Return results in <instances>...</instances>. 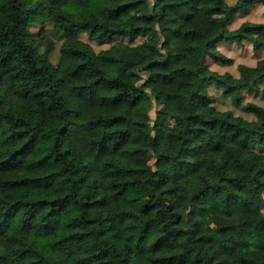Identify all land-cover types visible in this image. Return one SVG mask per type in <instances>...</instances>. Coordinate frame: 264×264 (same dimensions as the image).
I'll use <instances>...</instances> for the list:
<instances>
[{
  "label": "trees",
  "instance_id": "obj_1",
  "mask_svg": "<svg viewBox=\"0 0 264 264\" xmlns=\"http://www.w3.org/2000/svg\"><path fill=\"white\" fill-rule=\"evenodd\" d=\"M196 1L0 0V264H264V104H243L264 21L237 23L264 0L202 8L213 30L159 98L158 25ZM246 44L253 65L216 69Z\"/></svg>",
  "mask_w": 264,
  "mask_h": 264
},
{
  "label": "rangeland",
  "instance_id": "obj_2",
  "mask_svg": "<svg viewBox=\"0 0 264 264\" xmlns=\"http://www.w3.org/2000/svg\"><path fill=\"white\" fill-rule=\"evenodd\" d=\"M211 4V0H197L193 5L187 7L184 13H169L158 25L162 31V48L165 52H169L171 54V58L167 66L158 70L157 79L151 87L155 96L163 99L169 98L172 97V93L177 88H183L186 86L188 80L181 69V63H191L194 58V49L198 48L202 44L200 34L203 33L208 35L212 32L213 27L211 26L209 19L202 13V8L210 6ZM246 20L256 23L263 22L264 6L260 4L255 5L254 8L248 11L244 16H240V20H238L237 23ZM39 29H41L39 26L33 28L34 31H39ZM80 38L83 42H87V37L85 35H81ZM89 43L96 52L110 47L109 45ZM231 47L233 46L226 45L221 46V49L227 54V56L232 58L235 64L229 68H216L217 70L220 72L229 71L230 73H234L237 64L253 65L255 63L257 55L253 53L248 44H246L244 48ZM58 59L59 44H55L51 57L52 63L56 65L58 63ZM209 65L210 67L215 68V66L210 64V62ZM210 93L213 104L217 109L221 111L231 110L235 115L242 116L245 119H252V116L243 112L241 108L233 106L231 101L229 99H225L222 93L216 88L211 87ZM172 101L173 100L170 99L172 106L178 111H181L182 102L177 100ZM246 102L263 105L264 99L260 93H253L251 95H246L243 104ZM156 109L157 106L153 105L150 112L151 118L155 117ZM137 260L139 264H147V257L142 252L138 253Z\"/></svg>",
  "mask_w": 264,
  "mask_h": 264
}]
</instances>
